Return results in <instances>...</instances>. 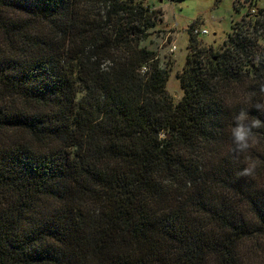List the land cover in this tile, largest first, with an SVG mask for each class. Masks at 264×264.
Listing matches in <instances>:
<instances>
[{
	"label": "trees",
	"instance_id": "16d2710c",
	"mask_svg": "<svg viewBox=\"0 0 264 264\" xmlns=\"http://www.w3.org/2000/svg\"><path fill=\"white\" fill-rule=\"evenodd\" d=\"M159 12L0 0V264H264V127L230 140L264 100V8L220 51L188 27L177 101L144 44Z\"/></svg>",
	"mask_w": 264,
	"mask_h": 264
},
{
	"label": "rangeland",
	"instance_id": "374dc122",
	"mask_svg": "<svg viewBox=\"0 0 264 264\" xmlns=\"http://www.w3.org/2000/svg\"><path fill=\"white\" fill-rule=\"evenodd\" d=\"M142 1L160 11L156 26L144 44L156 52L161 66L170 65L166 91L174 101L179 100L182 95L176 73L181 72L184 65L188 27L196 23L194 26L207 31L205 35L196 36L199 48L220 51L235 22H239L247 12L253 15L257 9L264 8V0ZM172 45L175 48L169 53Z\"/></svg>",
	"mask_w": 264,
	"mask_h": 264
},
{
	"label": "clouds",
	"instance_id": "9594fccd",
	"mask_svg": "<svg viewBox=\"0 0 264 264\" xmlns=\"http://www.w3.org/2000/svg\"><path fill=\"white\" fill-rule=\"evenodd\" d=\"M261 60L260 56L256 57L257 63ZM261 92H264V83L260 85ZM249 109H255L260 115H264V100H255L250 103L247 109H241L238 114L232 118L230 127L231 153L234 159L247 152L256 142V133L254 130L264 127V121L258 116L249 114ZM256 169L255 163H250L244 167L237 175L239 177H250Z\"/></svg>",
	"mask_w": 264,
	"mask_h": 264
},
{
	"label": "built area",
	"instance_id": "2783aa9c",
	"mask_svg": "<svg viewBox=\"0 0 264 264\" xmlns=\"http://www.w3.org/2000/svg\"><path fill=\"white\" fill-rule=\"evenodd\" d=\"M251 12H254V10H251ZM205 34H207V31L205 29H202V28L197 27V26H194V27L191 28V35H193L195 37L198 36V35H205ZM174 48H175V46L172 45L170 47V49H169V53H172ZM144 70H145V68H143L141 70V72H143Z\"/></svg>",
	"mask_w": 264,
	"mask_h": 264
}]
</instances>
